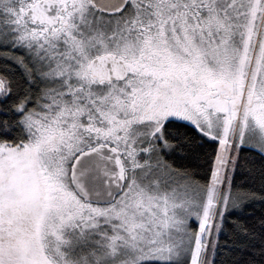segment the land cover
Segmentation results:
<instances>
[{"label": "snow or ice", "instance_id": "snow-or-ice-1", "mask_svg": "<svg viewBox=\"0 0 264 264\" xmlns=\"http://www.w3.org/2000/svg\"><path fill=\"white\" fill-rule=\"evenodd\" d=\"M0 264H264V0H0Z\"/></svg>", "mask_w": 264, "mask_h": 264}, {"label": "trees", "instance_id": "trees-1", "mask_svg": "<svg viewBox=\"0 0 264 264\" xmlns=\"http://www.w3.org/2000/svg\"><path fill=\"white\" fill-rule=\"evenodd\" d=\"M245 179V177L244 176H240V177H238V180H244ZM261 206L257 203V204H254L251 208H249L248 210H247V213L248 214H252V213H255V215H259L260 214V212H261ZM235 217H232V218H230V219H234Z\"/></svg>", "mask_w": 264, "mask_h": 264}]
</instances>
